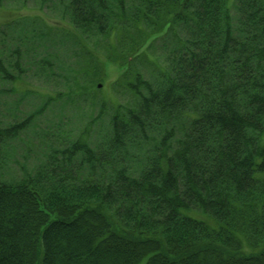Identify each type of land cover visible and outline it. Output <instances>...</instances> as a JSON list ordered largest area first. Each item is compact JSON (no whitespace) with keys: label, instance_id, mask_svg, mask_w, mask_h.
I'll use <instances>...</instances> for the list:
<instances>
[{"label":"trees","instance_id":"16d2710c","mask_svg":"<svg viewBox=\"0 0 264 264\" xmlns=\"http://www.w3.org/2000/svg\"><path fill=\"white\" fill-rule=\"evenodd\" d=\"M66 1L83 35L135 41L155 74L120 58L134 103L17 176L8 147L32 115L0 121V264H264V0ZM92 69L70 72L80 92L101 87Z\"/></svg>","mask_w":264,"mask_h":264},{"label":"rangeland","instance_id":"374dc122","mask_svg":"<svg viewBox=\"0 0 264 264\" xmlns=\"http://www.w3.org/2000/svg\"><path fill=\"white\" fill-rule=\"evenodd\" d=\"M56 2L52 0L53 9H46L42 0L0 1V58L14 75L10 81L0 79V111L9 114L0 116V121L15 123L32 115L30 127L8 147L13 155L7 163L11 176L23 171L19 163L25 170L34 169L48 145H61L78 136L93 142L100 139L113 110L134 103V95L121 85L120 58L130 60V68L145 77L155 74L142 53L134 57L131 46L135 41H122L114 34L83 35L65 13L71 9L67 1ZM160 42L157 39L155 44ZM160 51L147 48V55L164 65ZM78 63L96 67L91 79L102 83L99 90L85 87L80 92L86 75L78 74L73 81L70 74L78 70Z\"/></svg>","mask_w":264,"mask_h":264}]
</instances>
